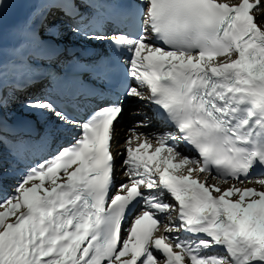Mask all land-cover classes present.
Returning a JSON list of instances; mask_svg holds the SVG:
<instances>
[{
    "label": "snow or ice",
    "instance_id": "snow-or-ice-1",
    "mask_svg": "<svg viewBox=\"0 0 264 264\" xmlns=\"http://www.w3.org/2000/svg\"><path fill=\"white\" fill-rule=\"evenodd\" d=\"M0 264H264V0H0Z\"/></svg>",
    "mask_w": 264,
    "mask_h": 264
},
{
    "label": "rangeland",
    "instance_id": "rangeland-1",
    "mask_svg": "<svg viewBox=\"0 0 264 264\" xmlns=\"http://www.w3.org/2000/svg\"><path fill=\"white\" fill-rule=\"evenodd\" d=\"M26 92L27 91H25L21 95L16 93V101H14V103H16L14 105L15 106V111H14L15 114H14V119L13 120H15L17 117L21 116L22 113L28 114L30 116H34L36 120L38 119L36 114L27 112L24 109L23 105L25 104V102H27L29 100L30 97H34V96L40 95L41 94V90L38 91L37 93H35L32 96H30L31 92H27V93ZM10 93L12 94V92H10ZM10 93L8 92L9 97L12 96ZM126 105H127L128 114H126L125 119L122 121V124H121V126H123V122H124V124L126 126V127L123 126V130L125 131V133H124V135H122V137H123L121 139V144L122 145L124 144V141L126 140L127 134L129 133L130 129L134 125L140 124L144 120V116L143 115H136L135 113H138V112L146 113L147 112L146 113L147 116H149V113H150V110L147 109V108H144L145 106H143V104H141V101H139V100H130V101H128L126 103ZM150 128L149 129L148 128L147 129H140V130L144 131V132L147 131L146 133H150V134H153V135L157 134V133H155L153 126H151ZM117 168H119V166ZM120 176H122V175H120ZM13 183H14V181H13ZM243 186H245V185H242L241 187H243ZM247 186L248 187H258L257 185H254V184H249ZM225 187H227V185H225ZM160 234H165V233H163V230H161Z\"/></svg>",
    "mask_w": 264,
    "mask_h": 264
},
{
    "label": "bare ground",
    "instance_id": "bare-ground-1",
    "mask_svg": "<svg viewBox=\"0 0 264 264\" xmlns=\"http://www.w3.org/2000/svg\"><path fill=\"white\" fill-rule=\"evenodd\" d=\"M27 7L23 4V5H21V6H18L15 10H12L10 13H9V15H8V17L6 18V22H8V21H10V24L13 22V21H15V20H17L19 23L20 22H22V20L24 19V16L26 15V13H27ZM125 59H127V55H126V57H125ZM32 91H35L34 90V88L32 89ZM27 92H31V89H28L27 90ZM26 92V93H27ZM20 93H24V91H21ZM14 100H12V102H13ZM12 102L11 103H9V108H8V112H7V114H12V115H14V111H15V106H13L12 108H11V106L13 105L12 104ZM141 104H143V106H145L144 108H147V109H149L150 110V113H149V116L150 117H152V116H154V107L153 106H146V104L144 103V102H141ZM142 109V108H141ZM140 109V110H141ZM143 111V110H142ZM145 111V110H144ZM149 112V111H148ZM147 113V112H146ZM145 113V114H146ZM126 114H128V112H127V105H126V108H125V111H124V115H123V118L119 121V123L116 125V145H117V147H116V151L117 152H120V151H123L124 149H123V145L121 144V139L123 138L122 137V135H124V133H125V131L123 130V126L124 127H126L125 126V124H124V122H123V126H121V124H122V121L125 119V116H126ZM25 114H22V116H24ZM34 116H32V118H33ZM34 119V118H33ZM23 120V118H20L18 121H15V123H18V122H21ZM152 126H153V128H154V131H155V133H159V132H163V131H165L166 130V127H165V125L162 123V122H160V121H158L157 119H153V121H152ZM149 129V128H148ZM151 129V128H150ZM147 132V131H146ZM120 141V142H119ZM181 147L183 148V145H181ZM187 154V153H186ZM117 159H119V160H117V166H119V168H118V170L120 171H122V176H121V178H122V182H126L127 181V177H125L124 175H123V170H122V168H121V165H122V161H123V159H124V157L123 156H117ZM119 171H118V173H117V175L119 174ZM164 233V232H163Z\"/></svg>",
    "mask_w": 264,
    "mask_h": 264
}]
</instances>
